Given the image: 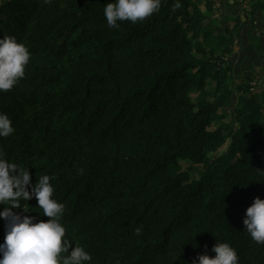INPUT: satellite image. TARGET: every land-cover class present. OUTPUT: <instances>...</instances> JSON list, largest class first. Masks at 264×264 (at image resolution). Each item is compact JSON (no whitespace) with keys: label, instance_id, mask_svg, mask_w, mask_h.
<instances>
[{"label":"trees","instance_id":"trees-1","mask_svg":"<svg viewBox=\"0 0 264 264\" xmlns=\"http://www.w3.org/2000/svg\"><path fill=\"white\" fill-rule=\"evenodd\" d=\"M216 1L161 0L150 17L110 28L111 0H0V37L31 53L23 79L0 93L15 129L0 151L29 168L33 185L51 177L65 238L88 264H192L213 256L216 240L239 264H264V243L242 224L264 199V78L261 95L231 106L222 65L232 41L199 10ZM218 110L230 119L211 129ZM20 204L48 219L34 198Z\"/></svg>","mask_w":264,"mask_h":264},{"label":"clouds","instance_id":"clouds-1","mask_svg":"<svg viewBox=\"0 0 264 264\" xmlns=\"http://www.w3.org/2000/svg\"><path fill=\"white\" fill-rule=\"evenodd\" d=\"M160 6L161 0H111L105 4L103 14L107 25L114 28L119 26L118 22L142 21L158 12ZM30 58L28 47L15 36L0 37V93L10 91L23 79ZM14 131L12 120L0 112V137H7ZM50 180L49 175H40L33 185L29 168H21L0 151V205H9L0 211V219L5 221L0 264H88L92 261L91 254L83 246L73 245L65 238L66 229L61 222L65 206L53 198ZM33 198L42 216L48 217L46 221L15 211L21 208V200ZM242 224L253 241L264 243V199H253L245 210ZM136 231L139 233L140 229ZM211 252L213 256L198 255L192 264H239L236 249L228 242L216 240Z\"/></svg>","mask_w":264,"mask_h":264},{"label":"rangeland","instance_id":"rangeland-1","mask_svg":"<svg viewBox=\"0 0 264 264\" xmlns=\"http://www.w3.org/2000/svg\"><path fill=\"white\" fill-rule=\"evenodd\" d=\"M263 5L264 0H218L214 5L207 6L204 3L199 7L204 16H207L206 25L216 27L219 35L232 41L230 54L224 56L222 67L229 65L231 68L229 87L232 91L231 106L235 108L240 107L239 98L247 99L263 92L260 82L264 78V52L257 49L264 36ZM253 80H257V85ZM238 89L242 90L240 95L237 94ZM207 90H214V85L208 83ZM191 97L193 102L200 100L197 93L191 94ZM229 119V112L218 110L212 116L211 129L218 128ZM225 150L226 144L214 156L220 157Z\"/></svg>","mask_w":264,"mask_h":264}]
</instances>
